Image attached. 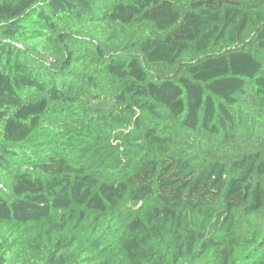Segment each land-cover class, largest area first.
Listing matches in <instances>:
<instances>
[{
    "label": "trees",
    "instance_id": "obj_1",
    "mask_svg": "<svg viewBox=\"0 0 264 264\" xmlns=\"http://www.w3.org/2000/svg\"><path fill=\"white\" fill-rule=\"evenodd\" d=\"M0 264H264V0H0Z\"/></svg>",
    "mask_w": 264,
    "mask_h": 264
}]
</instances>
